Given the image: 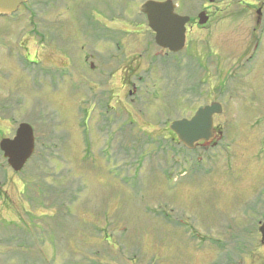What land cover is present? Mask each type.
<instances>
[{
  "label": "rangeland",
  "instance_id": "374dc122",
  "mask_svg": "<svg viewBox=\"0 0 264 264\" xmlns=\"http://www.w3.org/2000/svg\"><path fill=\"white\" fill-rule=\"evenodd\" d=\"M145 1L32 0L1 22L0 141L14 139L19 126L28 124L36 154L17 173L0 151V264H264L255 232L264 207L250 213L256 216L251 221L249 204L243 206L250 196L226 205L244 185L243 167L219 177L213 162L200 161V168L216 173L193 182L192 173L181 175L187 154L178 146L180 175L167 182L159 176L176 161L170 120L193 112L178 106L174 114L173 94H202L197 105L220 100V90L238 89L242 100L227 97L216 122L226 145L236 139L234 132L261 133L259 180L246 185L264 189V127L255 124L264 116L255 106V98L264 97V0H172L178 14L196 20L179 54L156 45L139 11ZM203 11L211 16L205 29L198 24ZM97 22L114 30V37L94 32ZM122 28L129 31L125 39ZM65 61L76 67L70 77H61ZM140 75V88L156 98L128 96ZM101 88L114 90L100 98L109 104L110 118L120 117L107 130L94 120ZM139 109L147 123L131 124ZM157 117L162 123L150 126ZM227 152V159L237 153L236 164L250 155L243 146Z\"/></svg>",
  "mask_w": 264,
  "mask_h": 264
},
{
  "label": "flooded vegetation",
  "instance_id": "af4514ba",
  "mask_svg": "<svg viewBox=\"0 0 264 264\" xmlns=\"http://www.w3.org/2000/svg\"><path fill=\"white\" fill-rule=\"evenodd\" d=\"M76 1H78V0H76ZM30 2H32V0H29L28 3H26L24 5H21L14 14H16L17 12H19L20 10H22L24 8L28 9V4ZM258 11H261V12L259 13ZM258 11H257V14H260V17H261L262 16V10H258ZM203 12H206V11H203ZM175 13L177 14V10H175ZM14 14H12L10 17H12ZM206 15L209 18L208 22H207V25H208L209 22L211 21V16H210L209 12H206ZM10 17H8V16L4 17V15L0 12V24H1V22H3V19L7 20V18H10ZM143 17H145V16L143 15ZM190 18H191V21H190L189 25L193 24L195 26L196 25L195 18H193V17H190ZM146 20H147V18H146ZM263 23H264V21H263ZM200 27L205 29L204 28L205 26H200ZM92 29L94 30V32H103V33H107V34L110 33L109 34L111 36L110 38L114 37V30H113L114 28H112L113 32H111L109 30L111 28L108 27L107 25L102 26V28H101V26H99V23L97 22L96 25L92 26ZM117 30H119V28H117ZM121 30H122V34H120V35H123L122 38L125 39V36H126L127 33H129V31L126 30L125 28H122ZM187 36H188V32H187ZM107 43L113 45L114 41L110 42L108 40ZM107 43H104V44H107ZM121 46H123V43H122V45H120V43L117 44V48H119L120 50L122 48ZM0 47H1V45H0ZM109 48H110V46H109ZM0 50H1V48H0ZM110 50L112 51L111 48H110ZM0 53H1V51H0ZM120 53H121V51H120ZM73 54H76V57H78V55H77L78 53L75 51V49L73 51ZM66 57H68V56H66ZM30 63L34 64V65H38L35 60H30ZM65 63H66V61L62 64L63 68H61V74L63 76L61 75V77H64V76H66V77L69 76L70 77V76L74 75L75 72H77V71H74V70H76V67L73 70V68L65 66ZM70 64H72V62ZM79 66H80V68H81V66H83L81 57H80ZM59 72H60V70H59ZM104 72L110 74L108 69H107V71H104ZM125 76H126V74H124V80L126 79ZM143 79L144 78L141 75L139 77H137V80H135L136 82L135 83L132 82L133 88L132 89L129 88V90H128V96L132 97V99H134L135 101L136 100L142 101L141 99H145V97H144L145 92H144V90L142 88H140V85H139V82L142 83ZM126 81H127L126 85H123L124 86L123 89H124L125 92H126V89H127L126 87L130 86V80L127 79ZM98 85H99L98 81H95L94 82V86L97 88ZM113 91H114L113 89L107 88V90H105V89L101 88V91L99 90V92L102 93V94H98V95L95 96L96 97V104H98V108H99V111H100V113L98 112L96 114V116L94 117L95 118L94 120L98 123V124H96V126H99L101 128H107L108 126L112 125L113 121H116V119L120 120V117H118V116H115L113 118L109 117V115H108V105L109 104H107L105 102V100H101V98H100L101 95L107 97L108 96L107 94L111 93ZM146 92L148 93V95L145 94L146 97H152L153 98V97L156 96L155 94H152L154 92L151 93L150 90H147ZM218 94H219V97H221L220 100L213 101V102H210V103H208V102H204L203 103L202 102V103H199L197 105H195V104L201 99L200 97H201L202 94L200 95L197 92H194L193 94L183 93L180 96H177V95L175 96V94H173L172 100L174 99V104L172 103V107H173L172 111H173L174 114H175L176 109L178 108V106H181L179 108H184V107L189 108L193 112H191L192 114L189 115V116H183L181 118H176V119L170 120V123L175 122V121H179V120H182V119L190 120V119H192L194 117L196 112L201 107L211 106V105L219 103V102H220V106H221V109H222V113L221 114H223V112L224 113L226 112V106H227L226 98L227 97H229L230 99H232L233 97H236V101L242 100V98H241L242 97L241 90H238V89L237 90H234V89H223V90H220ZM178 98H180V99H178ZM183 98H185V99H183ZM255 101L259 102V104L255 105L256 108L258 109V111L259 112H264V97L261 98L260 100L257 99V97H256ZM143 105L145 106V104H143ZM126 107H128V106H126ZM234 111H235V109H234ZM221 114L214 115V127H215V135H214V137L211 138L209 141H206V140L199 141L198 143L195 144L194 148H192V149H187L182 143H180L177 134H175L173 131H171V133H172V136L170 138L171 148L174 150L173 151V155L176 157V161H175V164L173 165V167L171 169L170 168L169 169L165 168L164 171H160L161 174L159 176L162 178L163 181L167 182L168 180L173 179L174 177H177L179 175L178 174L179 173V162L177 160L178 155H179L178 154V146L183 147V149L185 150V153L187 154V158L185 159V162H184V163H186L187 169H188L189 166L192 167L188 171L183 169L182 173L185 174L186 177L189 176L192 173L193 182L194 181L202 182L203 181L202 180L203 176L207 177V178L213 176L216 173L215 172L216 168H220L221 169L222 174H219L218 176L222 177V176H225L226 174H228V175L233 174L236 171L235 170L236 166L243 167V169L242 168L239 169V171H240L239 172V177L241 179V182L244 183V185H242V187H239L235 191V193L232 196V198H230V200H227L228 203L226 205H229L230 203H234L236 201L235 197H237V196L244 197L245 199L250 196V199L246 200L244 205H243V203H242V205L245 206V205L249 204L248 206H246V208L247 207L249 208V210L246 209V214H250V213L251 214L252 213H254V214L256 213L257 214L259 206L264 207V189H260L258 191H255L254 186H252L251 184H247L246 185V182L254 183L255 180H257V181L259 180V168L255 165V162H257V160H260V161L263 160V159H260L258 157L259 156L258 150H259L260 145H261L260 138H261L262 135L258 131L253 132V131H255L253 129V130H251V133L247 132V134H245V136H248V138H249V134L256 133V134H259L258 140L255 141V142L252 141L251 143H249V142L246 143L244 141V142H241V144H239L240 141H236V139L238 138L239 140H241V139H244L245 136L240 137L241 136L240 133L234 132V134L237 135L235 137L236 139H233L232 140L233 142L230 145L224 144L223 143V137H224L225 134H224V131H222L223 127H220V124H217V122H216L217 121L216 118L218 116H220ZM146 115L147 114L144 112V109L143 110L139 109V116L134 117V119L130 120L129 122L131 124H135V123H144V124H146L147 121H146V119H144L146 117ZM152 115L153 114H151L150 116L152 117ZM159 118H160V116H159ZM151 120H153V119H151ZM121 122L123 124L125 123L124 117L121 120ZM246 122L247 121H245V122L242 121L241 124L245 125ZM252 122H250V123L252 124ZM148 123H149L150 126L151 125H155V123H158L160 125V123H162V121L160 119H158V117H157L156 121L153 120V123L152 122H148ZM170 123H169V126H170ZM230 124H231V122H227V126L228 125L230 126ZM255 124H256V126L262 125V127H264V116H261V121L255 123ZM229 128L232 129L231 126ZM262 134L264 135V132ZM146 141L148 142V144H150L151 139H147ZM165 141H166V139H165ZM156 144H157V148L155 147V149L157 151V149H160V148H158L161 145L160 141L159 142H155L154 145L156 146ZM241 146H243V147H245L247 149L249 148V154L250 155H249L247 161H243V162L239 161L236 164V159L234 157H237V153L235 155H233L231 159H227V156L229 154L227 151H230V150L233 151V150H235V148L240 149ZM250 148H255V149L251 150ZM154 153H156V152H154ZM156 155H157V153L155 154V157H156ZM221 155L224 156V158L221 159V161H217V158L220 157ZM194 158L198 159L197 163L195 162ZM205 160L213 162L212 163L213 166L214 167L217 166V167L215 169H211L210 168V170L204 171L203 168H200L201 164L199 162L200 161L203 162ZM250 161H254V163H252ZM263 169H264V165H263ZM262 178L264 179V174L262 175ZM222 184H224V182ZM248 185H249V187L247 188ZM224 200H226V199H224ZM256 209H257V211H256ZM241 210H244V208L240 209V211ZM251 214L248 216V218H250L251 221H253L256 218V216H253V218H252ZM262 216L264 217V215H262ZM257 224L259 225V228H260L261 222L259 221ZM255 232L259 233L258 232V228L255 229ZM245 233H247V231H245Z\"/></svg>",
  "mask_w": 264,
  "mask_h": 264
},
{
  "label": "water",
  "instance_id": "95a60500",
  "mask_svg": "<svg viewBox=\"0 0 264 264\" xmlns=\"http://www.w3.org/2000/svg\"><path fill=\"white\" fill-rule=\"evenodd\" d=\"M28 0H0V11L12 13ZM176 5L172 0L166 2L147 1L140 7V12L148 18L149 27L156 35V43L161 48L177 53L186 45V26L191 18L179 16L175 13ZM260 13V12H259ZM206 13L199 15V25L208 22ZM222 113L221 106L200 108L191 120H181L170 125V129L178 135L179 141L188 148H194L199 141H209L215 135L213 116ZM0 148L8 158V164L16 172L23 170L35 151V137L33 128L28 124H21L14 139H4ZM264 244V224L260 229Z\"/></svg>",
  "mask_w": 264,
  "mask_h": 264
},
{
  "label": "bare ground",
  "instance_id": "6f19581e",
  "mask_svg": "<svg viewBox=\"0 0 264 264\" xmlns=\"http://www.w3.org/2000/svg\"><path fill=\"white\" fill-rule=\"evenodd\" d=\"M216 104L220 105V102H219V103H216ZM211 106H212V105H211ZM207 107H209V106H207ZM220 114H221V113H220ZM215 115H216V114H215ZM217 115H218V114H217ZM213 127H214V117H213ZM214 129H215V127H214ZM34 156H35V155H34ZM34 156H33V158H34ZM33 158H32V159H33ZM32 159H31V160H32ZM31 160H30V161H31ZM30 161H29V162H30Z\"/></svg>",
  "mask_w": 264,
  "mask_h": 264
}]
</instances>
